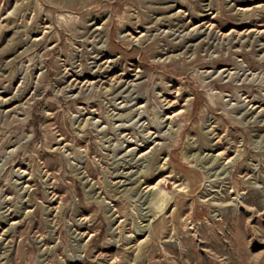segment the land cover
<instances>
[{"label": "rangeland", "instance_id": "1", "mask_svg": "<svg viewBox=\"0 0 264 264\" xmlns=\"http://www.w3.org/2000/svg\"><path fill=\"white\" fill-rule=\"evenodd\" d=\"M0 264H264V0H0Z\"/></svg>", "mask_w": 264, "mask_h": 264}, {"label": "bare ground", "instance_id": "2", "mask_svg": "<svg viewBox=\"0 0 264 264\" xmlns=\"http://www.w3.org/2000/svg\"><path fill=\"white\" fill-rule=\"evenodd\" d=\"M148 226V225H147ZM142 230V229H141ZM146 230H149V229H146ZM143 231V230H142ZM144 232V231H143Z\"/></svg>", "mask_w": 264, "mask_h": 264}]
</instances>
